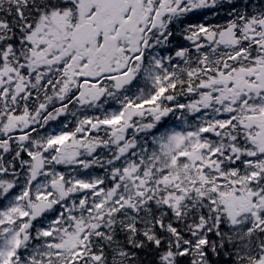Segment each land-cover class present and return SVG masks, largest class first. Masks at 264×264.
I'll use <instances>...</instances> for the list:
<instances>
[{
    "label": "snow or ice",
    "instance_id": "1",
    "mask_svg": "<svg viewBox=\"0 0 264 264\" xmlns=\"http://www.w3.org/2000/svg\"><path fill=\"white\" fill-rule=\"evenodd\" d=\"M0 264H264V0H0Z\"/></svg>",
    "mask_w": 264,
    "mask_h": 264
}]
</instances>
